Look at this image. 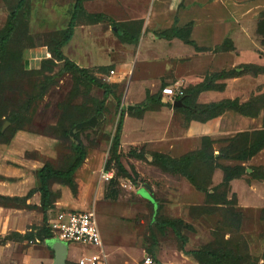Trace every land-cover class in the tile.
<instances>
[{"label":"rangeland","instance_id":"rangeland-1","mask_svg":"<svg viewBox=\"0 0 264 264\" xmlns=\"http://www.w3.org/2000/svg\"><path fill=\"white\" fill-rule=\"evenodd\" d=\"M118 1L84 0L86 13H104L112 18L113 23L92 24L80 15L74 35L62 52L66 57L87 65L91 75L111 85L121 103L126 86L131 83H140L141 86L140 90L136 85L131 87L132 95H137L133 98L135 104L139 98L143 99L146 90L161 97L162 106L155 109L163 108L169 116L148 113L144 120L139 121L128 118L133 117L132 110L124 108V119H128L125 122L122 157L128 166L133 162L127 156L129 149L137 150L141 145L137 144L135 148L128 146L144 139L165 136L168 142H159L158 146L169 147L174 156L180 157L198 149L200 138L209 136L214 140L213 150L217 154L226 145L224 139L238 132L261 129L262 112L252 122H245L233 112H225L206 121L188 118L184 110L173 108L167 102L162 89L165 85L177 84L185 95L204 85L211 74L238 69L241 72L239 76L216 79L215 89L191 97L189 104L203 105L228 99L245 103L264 95V50L259 46L255 33L256 21L264 11V0H218L221 8L213 7L207 15L212 19L225 18L229 26L226 30L239 31L241 35L238 34L235 39L237 48L222 50L223 39H229L234 47L233 40L226 37L220 41L221 35H216V43L209 48L195 50V53L191 46L180 40H176L174 45L161 41L143 44V36L148 30L143 28L142 21L130 20L134 18L125 14ZM17 3L18 0H0V31ZM73 4L74 0H26L20 11L17 29L8 44V54L0 66V131L3 133L0 140V181L18 179L24 185L22 188L36 189V173L44 164L64 169L72 160L76 141L68 133L73 124L94 116L96 105L91 98H101V91L94 88L91 96L89 93L92 91L84 84L73 88L71 74L58 75L61 64L52 53L54 43L67 27ZM171 12L168 9L162 11L155 17V24H162L163 17H169ZM117 26L132 34L136 41L118 36L113 29ZM245 35L248 38H244ZM227 47L228 44L223 48ZM119 112L117 107L110 108V111L106 107L93 128L77 131L78 140L86 151L77 176L86 181L85 185L75 180L73 192L56 180L49 181L52 192L50 209L93 210L106 254L105 261L100 264H145L146 257L152 264L196 262L180 250L181 242L170 229L164 234L156 230L152 222L155 211L153 198L159 205L156 217L181 219L189 226L182 229L187 239L185 250L211 249L221 255L225 264H262L264 181L253 179L250 174L252 167L264 166V151L253 159L239 163L242 175L229 184L225 206L212 204L207 212L194 211L189 203L200 201V197L193 191H178L177 187H182L179 184L172 187L183 197V201L178 200L180 203H176V197L172 193L168 195L166 189L157 191V194L153 191L150 202L141 201L137 190L143 184L151 186L148 177L167 178L149 170L147 166L151 163L145 160L141 161L145 178L138 175L135 184L120 178L116 180L117 184L109 185L110 180L104 178L108 172L104 165ZM143 149L142 153L149 156L151 152L145 147ZM219 163L236 165L232 161ZM211 169L204 163H197L191 169L198 183L206 182L211 176L210 192L222 179L220 169ZM6 175L18 176L11 178ZM63 190L66 192L63 193ZM112 191L118 193L116 200H106L104 194H111ZM216 193L218 197L215 198H219L221 190ZM95 201L100 205L93 206ZM204 204L205 199L200 205ZM9 208H17L20 212L6 217L5 211ZM104 213L112 219H106ZM42 216L38 199H32L30 204L26 203V198L13 203L0 200V264H53V252L44 241L36 239L42 226ZM152 237L156 242L154 246ZM68 247L66 262L70 264H76L80 253H98V248L93 246L70 243ZM150 248L153 256L147 253Z\"/></svg>","mask_w":264,"mask_h":264},{"label":"trees","instance_id":"trees-1","mask_svg":"<svg viewBox=\"0 0 264 264\" xmlns=\"http://www.w3.org/2000/svg\"><path fill=\"white\" fill-rule=\"evenodd\" d=\"M26 0H18L16 6L11 10L6 20L5 26L0 31V66L1 62L5 59V56L8 54V44L10 42L11 36L15 33L17 29V24L19 22V14L21 9L24 7ZM84 0H74L73 11L70 16V20L67 24V27L60 33V38L56 40L53 45L52 53L54 59L61 64V69L59 70L58 75H63L65 73L71 74L74 87L76 88L82 84L87 86L88 90L91 87H96L102 90V98L97 100L91 98L94 103L95 110L94 116L96 118H100L105 111V103L109 97H113L116 103L117 108L120 109L118 120L116 123L114 134L111 138V144L109 148V156L105 163V171H109L110 169L114 170V175L109 181V185L117 184L116 180L120 178L128 179L133 184H135V177L138 174L131 169L129 172L121 162V154H120V141H121V133L124 122V108L121 106L120 98L114 93L113 88L108 83L103 82L97 77L91 75L89 71L85 68L78 66L75 62L68 59L62 52L63 47H65L72 39L74 35V31L77 25V20L80 15L84 16L85 19L89 23H100L104 21H108L113 23L110 17L102 14H88L85 12L83 8ZM118 27V26H117ZM118 36L124 39L134 40L135 38L132 34L128 33L123 28H116ZM255 33L257 36L259 46L264 50V11H262L259 15V18L256 21ZM57 35V34H55ZM154 38H161L166 40H171L173 38H179L184 41L188 45L194 46L196 49V44L194 41L190 40V25L184 28H178L176 26H172L166 31H163L159 34H155ZM228 44L227 48L225 45ZM222 50L230 51L233 49V45L231 44L229 39H225L222 42ZM220 47V48H221ZM262 55L261 52H259ZM264 54V53H263ZM264 56V55H263ZM238 69H232L230 71H221L218 73L211 74L207 80V82L202 85L200 88L192 91L186 92L179 99L182 101L184 106L174 107L184 110L185 113L189 115L188 118L192 119H200L202 121L211 120L216 117L221 116L225 112H233L239 116L244 118H257L262 112V127L259 130L255 131H242L236 133L234 136L228 139H224L225 146L221 147L217 154H214L213 144L214 140H212L209 136H204L201 139L200 148L198 150L189 152L180 158H172L168 155L162 153L152 152L150 153L151 164L160 168L164 172H167L172 175H180L184 177L198 192L205 194V204L199 207H192V210L207 212L212 204L215 205H227V191L229 189V184L231 181L238 179L242 175V167L239 163L250 160L252 157L257 155L259 152L264 150V95L260 97L252 98L250 101L245 103H240L238 99H228L220 102H210L203 105L191 106L190 99L191 97L195 98L198 94L203 91L213 90L215 89L214 81L219 78H225L228 76H239L241 72H238ZM72 92V91H71ZM170 104V103H169ZM162 101L161 97L158 94L149 95L147 94L146 98L134 105L131 114L135 117H140L145 111L155 110V108L161 107ZM86 121V120H82ZM80 121V122H82ZM74 126V124H73ZM73 128V127H72ZM71 128V129H72ZM75 137H72L76 142L74 145V156L70 163L64 169H54L49 164H44L37 172V189L31 191L30 194L37 191L40 193V206L43 213L42 226L37 233L36 239L41 241H45L47 239L52 238V235L47 228V217L46 212L50 208L51 205V197L52 192L49 188V181L51 179L60 182L61 184L67 186L70 190L74 192L75 190V172L81 167L86 158V151L83 145L80 143L77 137V131H75ZM3 136V133L0 131V140ZM4 142H7L4 141ZM129 154L138 159L146 160L145 154L141 152L137 153L135 150H130ZM219 161H232L235 162V166H228L219 163ZM197 163H204L210 165L212 167V171L216 168L220 169L222 172L221 182L212 188V192L208 190V185L211 182V176H209L206 182L198 183L197 179L191 173V169ZM212 174V172H211ZM210 174V175H211ZM250 176L256 180H264V166L252 167V172ZM221 190V194L219 198H215L217 196L216 191ZM117 191H112L111 194L106 192L104 194V198L106 200L115 201L117 198ZM218 197V196H217ZM26 198V197H25ZM25 198H9L0 196V200L8 202H18L24 200ZM215 198V199H214ZM154 215L152 222L156 228V230L160 234H164L167 229H170L174 236L181 242L180 250L186 256H191L198 264H225L224 259L218 252H215L211 249H195V250H185V244L187 242L186 237L182 234V229L189 228L188 225L184 224L181 219H167L156 217V214L159 210V205L155 203L154 205ZM156 212V213H155ZM156 244L154 238L152 237V246ZM147 253L150 256H153L152 248L147 250ZM65 264H70L65 262ZM77 264V263H76ZM161 264V263H157ZM262 264H264V256L262 257Z\"/></svg>","mask_w":264,"mask_h":264},{"label":"crops","instance_id":"crops-1","mask_svg":"<svg viewBox=\"0 0 264 264\" xmlns=\"http://www.w3.org/2000/svg\"><path fill=\"white\" fill-rule=\"evenodd\" d=\"M236 1H238V0H236ZM118 2L120 4V6H122L121 8L124 9L125 14L128 15V16L130 14V15H132L131 17L134 18V19H130V20L142 21L143 28L145 30H148L147 34L144 35L143 39H142L143 40V44H145V45H148V44H150L151 42H154V41H156V42L161 41V42H166V43L174 45V43H176V40H180L181 42H183V44L188 45V44H186L184 41H182L179 38H173L171 40H166V39H161V38H154V35L155 34H159V33L163 32V31H166L169 28H171L172 26H176L178 28H184V27L190 25V40L194 41V43L196 44V47H198V49H196L194 46L188 45V46H191L193 48V53L196 52L195 50H202L201 48H209L213 43H216V42H214L216 35H221L220 39H219L220 41H221L222 38H226V37L232 39L233 43H234V47L233 48H237V46H236L237 44H236V40L235 39H236V36L238 34H240L239 31H235L234 29L226 30V28L229 27V26H228L227 22L225 21V18L219 17V18H215V19L213 18L212 19L210 17V15H207V13L212 10L211 8H213V7L215 8L216 6H219V8H221L222 5H219L218 0H179V2H178V0H119ZM229 2H233V0H230ZM235 3H237V2H235ZM165 9H168V10L172 11L171 15L169 17H167V18L163 17L164 22L162 24H155V22L157 21L155 19V17L160 15L161 12L164 11ZM138 10H139V12H138ZM72 11H73V9H72ZM94 14H97V13H94ZM102 14H104V13H102ZM104 15H106V14H104ZM106 16H108V15H106ZM108 17H110V16H108ZM128 19H129V17H128ZM111 20H112V18H111ZM104 22H108V21H104ZM100 23H102V22H100ZM113 29H114V31H116V27H113ZM224 29L226 30L225 34H223ZM222 35H223V37H222ZM244 38H248L247 35H245ZM219 40L217 41V43L219 42ZM223 40H225V39H223ZM131 41H136V38L134 40H131ZM172 48H173V46H172ZM68 59H70V58H68ZM70 60L75 62L78 66L88 70V66L85 65L84 63H81V61H79L77 59H74V58H72ZM112 72L114 74V71H112ZM65 74H69V73H65ZM132 85H136L139 90L141 88L140 83H137V84L131 83V84H128L126 86V89H125V91L123 93V96H122V103H121V106L123 108H125V109H127L128 106L134 107V105L142 102L143 99L146 98L147 94L153 95V94H150L148 90H146L145 91V96H143V99L138 97L139 101L135 104L134 101H133V98H134V96H137V95L136 94L132 95V91H133V88H131ZM166 86H171V85H165L164 87H166ZM94 88L98 89L96 87H91L89 89V91H92V92L89 93L90 95L93 93L92 89H94ZM98 90H100V89H98ZM100 91L102 93V90H100ZM92 98L99 100V99L102 98V95H101V98H99V99L95 98V97H92ZM113 102H114V104H113ZM131 104H134V105H131ZM106 107H107V109L109 111H110V108L117 107L113 97H109L106 100L105 110H106ZM148 113L157 114V115L159 113H164L165 115H167V113L162 108L160 110H156L155 109V110L145 111L140 117H135L133 114H131V116H133V117H128V118H133V119H137L139 121H142L148 115ZM154 116H156V115H154ZM167 116H169V115H167ZM240 117L243 120H245V122H252L253 119H254V118L253 119L244 118L242 116H240ZM128 118L124 119L123 127H122V133H121V141H120L121 162H122L123 166L129 172H131V169H133L141 178H145L144 175L146 173L143 172L145 169L143 167H141L142 166L141 165V161H144V160L132 157L129 154L130 150H132V149H129V151L127 153V156L129 158H132V161H133L132 163H130V166H128V164H126L125 158L122 157V154H124L122 152V146L124 145L125 122H126V120ZM96 120H97V118H96ZM96 123H97V121H96ZM91 128H93V127H91ZM201 139H202V137L200 138V144H201ZM167 140L168 139H166L165 136L164 137L161 136V137H158V138H148V139H144V140L140 141L139 143L131 144V145L128 146V148L130 146H134V148H135L137 146V144H140L141 145L140 149H137V150L134 149L137 153L141 152L143 147H145V149L147 151H150L151 153L152 152L162 153V154L168 155V156H170L172 158H180V157L184 156L185 154H187V153H185L182 156L177 157V156H174L175 154H173V152L171 153V151L169 150V147L162 148V147L158 146L159 142H163V143L164 142H168ZM193 140H195V137H194ZM152 142L153 143L157 142V143H156V145L152 146L151 145V144H153ZM166 144H168V143H166ZM199 148H200V145H199ZM162 149H165V150L162 151ZM198 149L190 150L189 152H192V151H195V150H198ZM262 151H264V150H262ZM261 152H259L257 155H259ZM1 155L2 154H0V156ZM257 155H255L254 157H256ZM108 156H109V151L107 153V157H106L105 163H106V161L108 159ZM145 157H146V161H148V163H151L150 155L148 156V154L146 153ZM148 157H150V158H148ZM254 157H252L251 159H253ZM104 167H105V165H104ZM147 167H149L148 168L149 170H154V172H158L159 176L167 178V180H162V179H159V178L155 179V178L148 177L149 178L148 180H149L150 185H151L150 188H151V191H152L151 194H150L151 199L153 198L152 197L153 191H154L155 194H157V191H160V190L162 191V189H166L167 190V194L169 195V194L172 193L173 197H176V199H177L176 203H180L184 199H183V197L181 195L176 193V188L172 187L174 185L179 184V186L181 185L182 187L181 188L177 187L178 191L180 189L186 190V191H191V192L193 191L194 193H196L200 197V201H194L192 203H189L191 207L203 206V205H200V204L202 203V200L205 199V194L201 193V192H198L184 177H182L180 175H172V174H169L167 172H164L163 170H161L160 168H158V167H156V166H154L152 164H148ZM256 167H258V166H256ZM107 173H112L113 174L114 170L110 169V171H108ZM36 175H37V173H36ZM6 176H8V177L12 176V177L16 178L18 175H6ZM74 178H75V180H78L79 182H81V184L85 185L86 181H84L83 178L81 179V178H79V176H77V171L75 172ZM125 180H127L128 182L131 183V181H129L128 179H125ZM160 180L164 181V183H162ZM168 182L171 183L170 184L171 186L168 184ZM219 182H218V184H219ZM23 186L24 185L22 184V181H19L18 179H16L15 181H0V196L9 197V198H21V199L26 197V203L27 204H30L32 199H36V200L38 199L40 201V193L39 192L35 191L32 194H30V192L34 191V190L31 189V187H27L28 189H24V188H22ZM140 189L137 190L138 196H139V190ZM65 192L66 191L63 190V193H65ZM175 193H176V195H175ZM200 195H202V198H201ZM139 198L141 199V201H146V200L149 201L148 199H146L142 195L139 196ZM152 200L154 202V204L152 203L153 210H154V205H155L154 198ZM178 200H180V202ZM111 201H113V200H111ZM36 204H38V203H36ZM94 205L97 206V205H100V204H99V202L95 201L93 203V206ZM49 210H61V209H50L49 208L47 210V212H46V217L48 215V211ZM69 211H75V210H69ZM17 212H20V210H18L17 208L16 209L15 208L6 209V211H5V213L7 214L6 217L10 216V214H15ZM92 212H93V210H92ZM106 213H104L105 218L108 219V220L112 219V217L109 214H106ZM42 219H43V216H42ZM184 224H186V223L184 222ZM99 232H100V230H99ZM100 235H101V239H102V234L100 233ZM102 246H103V240H102ZM49 250L52 251L51 249H49ZM68 250H69V247H68ZM68 253H69V251H67L66 259L68 257ZM81 256H89V255H84L83 253H80L79 257L77 258V260ZM188 257H190V256H188ZM70 260H72V259H70ZM189 264H198V263L189 261Z\"/></svg>","mask_w":264,"mask_h":264},{"label":"built area","instance_id":"built-area-1","mask_svg":"<svg viewBox=\"0 0 264 264\" xmlns=\"http://www.w3.org/2000/svg\"><path fill=\"white\" fill-rule=\"evenodd\" d=\"M110 73L113 74L112 71ZM162 95L173 105L183 96V90L177 84L166 86L162 89ZM104 178L109 181L112 173H106ZM46 223L52 238L68 245L73 243L98 248V253L81 256L76 261L77 264H100L105 261L106 254L102 249L101 235L92 211L49 210ZM144 263L152 264V261L146 257Z\"/></svg>","mask_w":264,"mask_h":264},{"label":"water","instance_id":"water-1","mask_svg":"<svg viewBox=\"0 0 264 264\" xmlns=\"http://www.w3.org/2000/svg\"><path fill=\"white\" fill-rule=\"evenodd\" d=\"M174 107H181L184 106L181 100H177L175 103H173ZM127 109L130 111L133 109L132 106H128ZM96 117L92 116L90 119L86 121L79 122L73 126V128L70 131V135L72 137H75L74 131H78L84 128H91L94 127L96 124ZM151 188L150 186L143 184L141 189L139 190V193L145 197L146 199H151ZM45 245L53 251V264H65L66 262V256L68 251V244L64 241H60L55 238H50L44 241Z\"/></svg>","mask_w":264,"mask_h":264}]
</instances>
